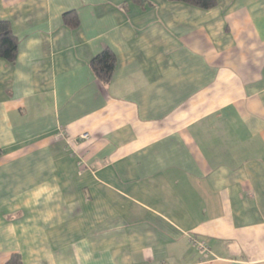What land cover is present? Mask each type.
Returning a JSON list of instances; mask_svg holds the SVG:
<instances>
[{"label":"crops","instance_id":"obj_1","mask_svg":"<svg viewBox=\"0 0 264 264\" xmlns=\"http://www.w3.org/2000/svg\"><path fill=\"white\" fill-rule=\"evenodd\" d=\"M1 21L0 264H264V0H0Z\"/></svg>","mask_w":264,"mask_h":264},{"label":"trees","instance_id":"obj_2","mask_svg":"<svg viewBox=\"0 0 264 264\" xmlns=\"http://www.w3.org/2000/svg\"><path fill=\"white\" fill-rule=\"evenodd\" d=\"M182 2L203 10H210L217 4V0H171ZM67 25L76 28L79 23L76 14L69 12L64 15ZM18 42L8 21L0 22V58L14 63L17 58ZM116 66V56L111 50H106L91 62V68L96 78L103 84H109ZM9 264H22L19 255H14Z\"/></svg>","mask_w":264,"mask_h":264},{"label":"built area","instance_id":"obj_3","mask_svg":"<svg viewBox=\"0 0 264 264\" xmlns=\"http://www.w3.org/2000/svg\"><path fill=\"white\" fill-rule=\"evenodd\" d=\"M203 246V245H202Z\"/></svg>","mask_w":264,"mask_h":264}]
</instances>
